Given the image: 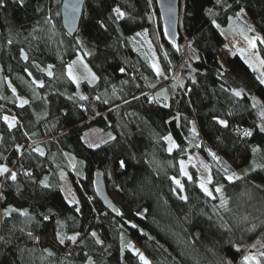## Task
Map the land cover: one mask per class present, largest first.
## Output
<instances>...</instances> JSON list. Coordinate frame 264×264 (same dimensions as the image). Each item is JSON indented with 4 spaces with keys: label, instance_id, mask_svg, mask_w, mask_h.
I'll list each match as a JSON object with an SVG mask.
<instances>
[{
    "label": "trees",
    "instance_id": "trees-1",
    "mask_svg": "<svg viewBox=\"0 0 264 264\" xmlns=\"http://www.w3.org/2000/svg\"><path fill=\"white\" fill-rule=\"evenodd\" d=\"M62 1L0 0V264H142L131 244L151 264H250L253 244L264 253V85L240 56L219 61L216 26L244 10L264 61V0H182L177 44L165 40L156 0H87L75 37L61 25ZM144 28L164 81L133 39ZM77 56L92 82L69 75ZM95 127L113 138L92 148L83 138ZM197 151L212 190L222 187L216 199L195 171L182 176ZM65 171L78 205L63 195ZM97 171L118 214L96 195Z\"/></svg>",
    "mask_w": 264,
    "mask_h": 264
},
{
    "label": "rangeland",
    "instance_id": "rangeland-1",
    "mask_svg": "<svg viewBox=\"0 0 264 264\" xmlns=\"http://www.w3.org/2000/svg\"><path fill=\"white\" fill-rule=\"evenodd\" d=\"M216 28L220 31L223 38L225 39V42L221 46L220 49L221 51L219 54V61H221L222 64L225 65L227 63V59L230 58L231 56L238 55L247 62V64L251 67L252 70L254 69L256 71V74L258 76L264 73V64H261V61H263V59H261L259 50L257 48V40H259L260 38L258 36L256 27H254L252 20L250 19V17H248V15L244 10L240 11V13L237 14L236 16H233L228 25L226 26L219 25L216 26ZM133 39L136 41V43H138L139 48L149 56L151 64L152 65L155 64L157 66L159 72H157V68H154V70L157 74H159L161 80L163 81L166 80V75L163 73L161 64H159L158 55L157 53H155V49L153 43H151L149 32L147 31V29L144 28L143 30H139L135 32L133 35ZM253 42L255 43V47H253ZM71 71H72V78L73 76L76 77V81H78L79 83L83 82V80H88L91 82L94 80L92 73L90 72L88 67H86L83 58L80 56H77L75 59L72 60ZM8 83L11 90L12 91L13 89L15 90L13 92L17 95L18 102L21 105V102L26 100V98L18 91L17 86L13 83V81L8 79ZM6 117H8L9 120L14 119V123L16 122V117L14 114H9ZM6 123L8 124V122ZM112 138H113L112 134H108V133L105 134L99 128L95 127L87 130L83 139L84 142H86L89 147L90 145H93L91 147L96 148L95 145H102ZM167 141H168V146L170 147V141L168 139ZM171 145H174L175 147V143L172 138H171ZM174 147L172 148V150H174ZM65 161L67 162V164H69L71 169H73L76 166V161L70 159V157H65ZM183 162H184L183 170L180 163V170L182 172V176H186L187 178H189V176L192 177L193 172L195 171L200 183H201V179L203 178L204 181L206 182V186L210 190H212L211 188L212 183H207V177L209 175L211 176L209 164L200 151L193 152L186 159H183ZM205 165H207L208 167L206 168ZM185 172H187L188 175H185ZM63 178H64V183L62 185V191L64 197H66V200L69 203L71 201L70 204L78 205L80 197L76 193L72 178L67 171H65V173L63 174ZM176 180L177 179H175V181ZM213 195H215L214 190H213ZM113 199L118 205L122 203L121 200H119L115 195H113ZM129 247L131 248V250H136L139 253H142L140 252L138 247H136L134 244H131ZM251 247H252L251 250L249 251V253L246 254V256L254 255L257 257L260 264H262L261 260L263 256L261 255L262 252L260 251L259 247H257L256 244H253ZM248 263L256 264V261H251Z\"/></svg>",
    "mask_w": 264,
    "mask_h": 264
},
{
    "label": "water",
    "instance_id": "water-1",
    "mask_svg": "<svg viewBox=\"0 0 264 264\" xmlns=\"http://www.w3.org/2000/svg\"><path fill=\"white\" fill-rule=\"evenodd\" d=\"M87 0H63L60 7L61 25L68 36L75 37L80 29V22ZM160 20L164 31L165 40L171 44H177L178 28L180 25L182 0H156ZM96 195L100 198L108 211L119 213V206L108 195L104 174L97 171L94 180Z\"/></svg>",
    "mask_w": 264,
    "mask_h": 264
},
{
    "label": "snow or ice",
    "instance_id": "snow-or-ice-1",
    "mask_svg": "<svg viewBox=\"0 0 264 264\" xmlns=\"http://www.w3.org/2000/svg\"><path fill=\"white\" fill-rule=\"evenodd\" d=\"M114 11L116 12L117 17L122 18L124 16V13L121 12V10L119 8H116ZM262 42H264V41H262ZM253 47H255V43L254 42H253ZM24 59H27V56L26 55L24 56ZM261 64H264V61H261ZM153 67L154 68H157V66L155 64H153ZM157 72H159V69L158 68H157ZM48 75H50V76L52 75L51 71L48 72ZM69 75L72 76L71 66L69 67ZM73 79L76 80V77L73 76ZM93 79H95L94 76H93ZM257 79H259V81H260L261 84H264V73H262L260 76H258ZM41 86H43L42 83H41ZM13 91H15V90L13 89ZM235 94L237 96H240L241 95V93H239V92H237ZM97 98H99V97H97ZM81 99H87V98L86 97H81ZM26 103H28V101H26V100L22 101L21 102V106H23ZM253 107H256V104H253ZM260 115H261V117H264V111H262L260 113ZM4 120L6 122H8L9 127L15 126L14 125V119L13 120H9L8 117H4ZM219 123L222 124V125H224V126H227V122L226 121L221 120V121H219ZM260 130L261 131H264V124H262L260 126ZM193 131H194V129H193ZM244 135L245 136H250L251 135V132L250 131H246L244 133ZM166 139H168L170 141V147H169L168 151L171 152L172 151V148L174 147V145H171V138L170 137H168ZM91 146H93V145H90V147ZM95 146L98 147L99 145H95ZM37 151H39V149H37ZM254 151H255V149H254ZM41 155H43V152H41ZM211 155L213 156L214 159H217V160L219 159L218 157L215 156L214 153H211ZM121 163H123V162H121ZM181 167H182V170H183V167H184V162L183 161H181ZM205 167L207 168L208 166L205 165ZM5 171H7L6 168H0V174H3ZM185 175H188V173L185 172ZM227 178L230 181L233 179L232 176H229ZM235 178L236 179H239V177H235ZM11 179H13V180L16 179L15 174H13L11 176ZM173 179H175V178H173ZM189 179H191V176H189ZM175 182H176V184H178L181 187H183V185L180 184V181L179 180H176ZM207 183H212V177L210 175L207 177ZM199 186L202 189V191L205 193V195L211 197L212 199H216V197L213 195V190H210L206 186V182L204 181L203 178L201 179V183H200ZM214 191L215 192H218V193H222V187H219V186L218 187H215ZM180 198L183 199V200H187V197L186 196H181ZM220 200H221V206H224L226 204V201L224 200L223 195H221ZM70 203H71V201H70ZM77 211H79V209H77ZM6 214H9L10 215V213H6ZM22 215H27V213H22ZM45 218L47 219V217H45ZM92 235L95 236V233H93ZM69 239H71L73 242H75L76 237L75 236L69 237ZM60 242L63 243L64 241L61 240ZM134 251H136V250H134ZM136 254L139 256V259H140V261H142V264H151V261H149L142 253H139L138 251H136ZM261 255L264 256V253H261ZM244 259H245V261H248V262L256 261V264H260V262L257 259V257L254 256V255L246 256V257H244Z\"/></svg>",
    "mask_w": 264,
    "mask_h": 264
},
{
    "label": "built area",
    "instance_id": "built-area-1",
    "mask_svg": "<svg viewBox=\"0 0 264 264\" xmlns=\"http://www.w3.org/2000/svg\"><path fill=\"white\" fill-rule=\"evenodd\" d=\"M171 74H172V78L175 79V78H176V72H171ZM138 76H140V75L138 74V72H136V78H137ZM136 78H135V79H136ZM31 147H32V145L28 146V149L31 148Z\"/></svg>",
    "mask_w": 264,
    "mask_h": 264
},
{
    "label": "crops",
    "instance_id": "crops-1",
    "mask_svg": "<svg viewBox=\"0 0 264 264\" xmlns=\"http://www.w3.org/2000/svg\"><path fill=\"white\" fill-rule=\"evenodd\" d=\"M256 76L258 77V75L256 74ZM259 80V79H258Z\"/></svg>",
    "mask_w": 264,
    "mask_h": 264
}]
</instances>
